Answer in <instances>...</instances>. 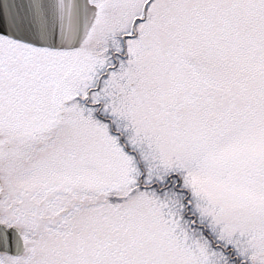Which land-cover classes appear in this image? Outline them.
<instances>
[{"label":"snow or ice","instance_id":"snow-or-ice-1","mask_svg":"<svg viewBox=\"0 0 264 264\" xmlns=\"http://www.w3.org/2000/svg\"><path fill=\"white\" fill-rule=\"evenodd\" d=\"M0 264H264V0H0Z\"/></svg>","mask_w":264,"mask_h":264}]
</instances>
